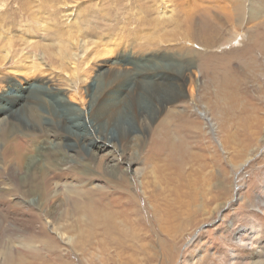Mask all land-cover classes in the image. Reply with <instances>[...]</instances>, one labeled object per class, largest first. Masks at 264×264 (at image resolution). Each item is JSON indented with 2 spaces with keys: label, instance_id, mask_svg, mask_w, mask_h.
<instances>
[{
  "label": "rangeland",
  "instance_id": "1",
  "mask_svg": "<svg viewBox=\"0 0 264 264\" xmlns=\"http://www.w3.org/2000/svg\"><path fill=\"white\" fill-rule=\"evenodd\" d=\"M237 7L242 8L243 13L241 10L240 14ZM105 10L109 12L105 13ZM239 14L240 21L234 20ZM81 21H85L84 25L81 23L82 29L90 28L93 31L92 34L83 35L85 41L93 42L95 49H98L94 62L90 60L88 63L91 65L88 78L92 79V82L89 79L86 83L88 90L105 87L102 77L96 79L101 69H113L115 65L119 69L138 65L140 70H158L163 66L165 70L175 67L178 72L188 67L193 91L186 85L179 102H176L179 106L174 103L175 106L165 109L147 98L140 99V106L138 104L136 109L132 110L131 105H126L124 116L115 120L119 125L110 123V129L104 127V123L99 126L103 132L107 131V138H92L97 147H103L101 150L96 144H79L78 135L89 133L94 136L95 133L88 120L83 123V117H80L87 103L86 96L74 99L66 94V102L59 103L54 95H44L46 90L37 84V73L30 74L29 78L20 74L23 72L6 71L1 57L8 59L10 55L17 56L27 50L39 53L76 52V47L71 43L81 38L82 33L75 29ZM195 23L202 25L201 30L206 26L203 23H209L215 37L207 40L191 37ZM5 42L11 46L6 51L5 48L0 51V79L5 77L10 85L16 83V95H22L17 100L13 96L0 98V162L3 160L2 132L9 127V123L26 124L20 116L23 112L20 107L30 94L32 98L35 97L37 111L44 117L41 120L43 128L60 131V119L66 118L68 121L65 132L68 141L61 150L65 152L63 160L68 170H56L64 178L56 183L62 186H66V183L77 185L78 190H74L76 194L73 195L81 200H86L89 189H99L101 194L97 197L105 198L104 204L110 206L111 211L133 210L125 199V193H131L142 209V217L140 213L133 215L127 212V218L116 214L118 220L130 225L118 230L127 233V246H103L97 240H107V236L99 232L93 245H85V249L79 250L88 234L84 230V222L76 223L72 216L55 218V223L78 224L76 229L46 233V241L49 238L52 240L48 247L60 251L63 260L71 264H247L249 259L242 255L240 246L249 245L236 241L237 230H240L239 234L252 230V237H258L254 239L253 246H264V0H0V44ZM117 42L120 43L119 48L115 45ZM84 50L86 48L81 47L78 51ZM108 51L114 53L107 55ZM156 57L161 59L159 64ZM137 71H132L134 79L137 78ZM39 95L44 96L47 102L37 100ZM30 106L32 108L34 104ZM169 110L174 112L169 120L173 138L169 137L178 142L176 147L181 143L186 149L182 162L196 189L197 203L188 208L173 201L174 195L167 193V189L174 186L168 183L171 176L167 175L166 164L163 165L162 160L147 162L144 158L147 148L151 146L154 130L167 124ZM136 116L141 121L147 119V125L137 122ZM180 116L185 117L184 122ZM178 117L179 121H176ZM125 129L142 141L139 144L136 142L141 157L137 158L133 167L129 159L135 141L129 143L126 159L122 160L120 155V146H124L120 134ZM179 129L183 130L180 132ZM12 133L11 138L28 147L29 151L34 152L37 148L36 141L33 145L27 143L29 138L34 139V135L23 138L17 131ZM162 134L163 131L159 135ZM38 135L42 137V134ZM49 139L52 140L50 147L58 149L57 140L50 136ZM111 145L119 147L115 149ZM112 151L115 153H111L110 158L107 153ZM31 154L30 151L25 163L36 160L37 155ZM113 156H117L119 161L120 168L116 170L121 172L128 169L127 182L123 178L122 184L117 183V187L115 181L121 173L111 172V166L115 163ZM6 160L10 161L9 156ZM131 168L138 169L140 173L143 171L148 182L147 191H152L153 186L157 190L164 189L161 197L158 196L159 200H171L173 203H169L172 217L168 218L170 221L164 223L163 228L157 222L151 224L149 216L152 209L142 193L140 179L133 173L134 170L131 172ZM72 187L69 189L75 188ZM4 188L7 189V198L6 202L0 201V214L7 217L9 224L19 226L18 218H28L25 212H15V193L21 196L23 190L14 186L8 177L0 176V192ZM48 196L41 198L43 207H46L45 201L50 200L48 207L56 202L58 204L59 200L62 202V194L49 200ZM31 199L37 197L32 196ZM61 204L62 210L66 209L64 203ZM181 210L182 215L177 217ZM4 225L5 222L0 224V243L3 244L4 253L10 248V252L21 250L24 259L20 258L21 264L54 262L55 254L46 253L44 244L35 239H41V236L34 235L36 237L31 238L35 240L29 242L30 234L15 229L3 233ZM112 235L121 237L118 232ZM33 246L38 251V261L29 254ZM260 260H264V257ZM4 261V254H0V262Z\"/></svg>",
  "mask_w": 264,
  "mask_h": 264
},
{
  "label": "bare ground",
  "instance_id": "2",
  "mask_svg": "<svg viewBox=\"0 0 264 264\" xmlns=\"http://www.w3.org/2000/svg\"><path fill=\"white\" fill-rule=\"evenodd\" d=\"M237 9L240 11V14H241V10L243 13L242 8L237 7ZM105 11H106L105 13L109 12V11L107 12V10ZM101 12L102 11H100V13ZM100 13L98 15L101 16ZM240 14H239V17H237V19L234 17V20L240 21L241 19ZM105 16L107 17V15ZM156 21L160 22V19H157ZM84 22L85 21H81L79 24H77L75 28L77 31L79 30L80 34L82 33V35H80L81 38H79L78 41H75L73 39L75 43L73 41H72L73 43L70 42L73 47L74 46L76 47L77 49L76 52L72 53V52L63 51L60 53H56V52L55 53L54 52L39 53L37 51L31 52L26 49L27 51H22L17 56L10 55L8 59L7 57H1L2 65L4 66L3 68L6 69V71L11 70L12 73L23 72L20 74H24L28 76L29 78H30V74L32 76V74L37 73V77L39 76V80H37L39 82L37 84H40L43 87V89L46 90L44 95H54L57 98V101L59 103L66 102V100H64V96L66 94H69L71 98H74V99H80L86 96L87 103H85L86 104L85 109L82 111V113L81 112L79 113H81L80 117H83L82 122L85 123V120L87 119L91 127H94L95 133H94V136H92L89 133H86L85 135H78L77 140L79 144L84 145V146H89L90 144H96L92 138L103 139V140L107 138V133H106L107 131L103 132L102 130H100L101 127L99 126L103 123H104V127H106L107 129H110V125H111L110 123H115V126H117L118 123L116 124L117 121L115 120L117 117L119 118L121 116H124L123 112L125 110L124 107L126 105L128 106L131 105V108L133 110L138 107V104L140 106V99L142 100L143 98H147L151 101L153 100L154 102H158L159 106H161V109H165V108H168L169 106L170 107L173 106L174 103H176L177 101L179 102V99L182 96L184 87L186 85L189 86L188 89L190 91L191 90L193 91L192 89L193 83H192V80L189 74L190 68L188 67L185 70L178 72L175 67L170 68L169 70H165L163 66L158 70L157 69L156 70H152V69L140 70V67L138 68V65L137 66L133 65L128 68L122 67L121 69H119L118 66L115 65L113 69L112 67L111 68L107 67V70L101 69L100 73L97 75V77L96 76L95 77L96 79L102 77L101 79L104 82L103 85L105 87L94 88L92 91L88 90V84L86 83L89 79L92 82V79L88 78L89 71L91 69V65H89L88 63L90 62V60L94 62L95 58L97 57L96 53H98L97 52L98 49L97 50L95 49L96 47L93 42H88L87 40L85 41L86 37H84L83 35L85 33L92 34L93 31L90 28L82 29L81 23H83L84 25ZM203 24H205L206 26L203 25L204 28L203 30H201L202 25H198L197 23L194 26L193 33H191L190 36L193 38H200L201 40L203 39L207 40V38L208 39L214 38L215 37L214 30L209 27V23H203ZM23 43L25 44L26 41H23ZM119 44L120 43L117 42L115 44L116 47ZM9 46H11V44H8L7 42H5V44L3 45L0 44V51L3 48H5V51H6ZM81 47L86 48V50L78 51ZM114 51H111V52L108 51L109 53L107 52L106 54L112 55ZM9 54L10 53H8V55ZM156 59H157L156 63L159 64L161 62V59L159 57H156ZM72 65L74 66L73 67L74 69H71ZM134 69L138 70L137 72H135V74L137 75L136 79H134L132 76L133 74L132 71H134ZM42 75L44 76L41 77ZM16 86H17L16 83L12 85L8 84L5 77L0 79V89L2 91L0 93V98H3V96L5 97L13 96L12 98L17 100V98L22 94H20L19 96L16 95L17 93L15 90L18 89V87ZM9 90H11V92H9ZM124 92H126V94H124ZM34 98H32L29 94L28 97L25 98V102L21 104L23 106L20 107V108H23V112L20 113V116L22 115V117L25 119L26 124L22 125L19 122H16V123L12 122V123H9L8 125L9 127L7 129H4L2 132L4 142L1 141V143L3 144V147L1 150V153H2L1 156L3 160L2 162H0L2 163L0 165V176L1 178H3L4 176L8 177L14 183V186L21 187V189L23 190L22 195L20 196V194L15 193L17 196L15 199L16 202H14L15 212H19V213L25 212L28 215V218H26V220H22L18 218V220L20 221V222L18 221L20 225L14 226V225L9 224L8 221H6L7 217L5 215L0 214V219L2 220L0 221V224H2L3 222L6 223V225L3 226V229H4L3 233H6L8 231L11 232L14 229L21 230V231L24 230L26 234L31 235L29 237V242H33L35 239H37L38 243L44 244L43 248L45 249L46 253L55 254L54 262H52V264H71V263L67 262L66 260H63L62 255L59 254L60 251L58 252L56 248L48 247L52 243V240L49 238L46 241L45 239L46 233H50V232L59 233L61 231H68L70 230V228L73 229L76 227V225H78V224L76 225L74 224L75 226H72L73 225L72 222L70 224L67 222H63L62 224L55 223L54 221L58 217L62 218L63 216H68V217L72 216L76 220V223H80L81 221L84 222L85 228L84 227L83 228L88 234H87V237L83 245L79 246L80 247L79 250H81V248L85 249V245H91V244L93 245L95 241L94 238L95 236H98L97 234L99 232H101L103 236H107V240H103V239L97 240L103 246H110V245L127 246V243L129 241L126 239L127 233L118 231V230L119 228L120 229L129 228L130 225L127 222L125 223V221L123 220L122 221L118 220V218L116 217V214L120 213L122 215H125L126 217L127 215L125 213H127L128 210L125 209L124 211H111L110 206H106V204H104L105 198L97 197L99 196V194H101L99 189H89L88 191H86V194H87L86 200H81L78 197L73 195V194H76V192L74 193L73 191L78 190V188H76L77 185L66 183V186H62V184L56 183L58 179L59 180L64 179L62 176H59L56 170H63V171L68 170V167H66V161L63 160V158L65 157L64 156L65 152L61 151L63 146L66 144V141H68V136L67 134H65L67 130V126H68V121L66 118L60 119V127H59L61 128L60 131H53L52 128H47V129L43 128L41 120L44 117L42 116V114H40L37 111L36 109L37 102L35 101ZM36 99L37 100L40 99V101L47 102V100L42 95H39V98L36 97ZM30 104H34V106L31 108ZM175 105L179 106V104L177 103ZM171 115L174 116V112L172 110H169L167 117H166L168 119L167 124L165 126L163 125L161 128L157 130H154V133L152 134V140H150L151 146L147 148L146 157L144 158H146L145 160L147 162L149 161L161 162L160 160H162L163 165L166 164L165 165L167 168L166 172L169 171V173L167 172V175L170 174L171 176L168 179L169 181L168 183L174 186L171 188L167 187L168 188L167 193L174 195V196L172 195L174 197L173 201H175L176 203L180 205H184L186 208H188L197 203L196 202L197 199L195 198L196 189H195V184L191 182L190 173L188 171H185L186 169L184 170V162H182L183 160L182 154L183 152L186 151V149L184 148V146H182L180 142H179L180 145L176 147L175 144L178 145V142L176 143L175 141H172V138H173L171 136L172 129L170 128L171 124L169 121L170 118L172 119ZM185 117H186V114H185ZM185 117H182V120L183 118L185 120ZM136 121L137 122L141 121L138 116H136ZM146 121L147 119L144 118L141 121V124L143 123L146 124ZM176 121H179V117L178 119H176ZM188 122H192V121H188ZM185 123L187 122L185 121ZM176 127L179 128L177 125ZM182 130L179 129L180 132ZM12 131L14 132L17 131L20 135L22 134L23 138L25 136L34 135V139L29 138L27 143L30 145H33L35 141L36 143H38L37 144L38 146L36 149H34V152L33 150H30L32 154L35 153V156L37 155L35 158L36 160L34 161L33 159L30 161L27 160L29 162L25 163L26 159L30 156V151L27 149L28 147L16 141L14 137L11 138V135L13 134ZM162 131H163V134L162 136H160L159 134H161ZM184 132H185V129H184ZM38 134H42V137H40ZM130 134L131 132L127 129L122 130V134H120V141L124 142V146H120V148L122 149L120 151V155L122 157V160L124 158L126 159L128 148L130 146L129 143L132 141H135V143L132 145L134 146L132 154L131 156L129 155L130 156L129 164L131 167H133L137 163V160H138L137 158L140 159L141 157L140 156L141 151L139 150V147L136 146V142H138L139 144L142 141H141V138L137 136L135 137L134 135H130ZM169 135L172 138H170ZM49 136L57 140L58 149L56 148V150H54L50 147V142L52 140L49 139ZM11 144L12 146H10ZM103 145H105V143H103ZM114 145H111L112 148L115 147V149L116 148L118 149L119 146L118 145L114 146ZM96 147H97V144H96ZM97 148L101 150V148L103 147L98 146ZM111 153L113 154L115 152L114 151L108 152L107 155L110 156L112 155ZM8 156L10 160L9 162H7L6 160ZM111 157L112 156H110V158ZM113 157H114L113 163L114 161L115 163L111 166V172L118 173L120 172V170H116L120 168L118 157L117 156H113ZM162 158L164 159V161ZM46 168H49V169L45 170ZM127 170L128 169L125 168L124 170L120 172L121 176H119L117 180L115 181L116 187H117V183L122 184L121 179L123 178H124L123 180H125L126 178V182H127L128 180ZM133 170L134 169L131 168V172ZM133 173L140 179V184L142 186V193L145 196V200L149 201L150 208L152 209V212H150V216H149L150 218L149 220L151 221V224H153V222H157L158 226L160 228H163L164 223H167L170 221L168 220V218L172 217L171 214L173 211L170 210V204H173V203L170 202L171 200H159L158 196L161 195L164 189L157 190L155 189L156 186H153L154 188H152V191H147L148 182L146 180V177L143 174V171L140 173L138 169H135ZM38 178H41L40 181L34 183V181L37 180ZM149 184H150V181H149ZM70 186H73L75 188L72 187L73 190H71L69 189ZM126 186L127 185H125V187ZM54 187L56 189H54ZM61 187L67 188V189L62 190ZM17 189H20V188H17ZM6 190L7 189L4 188L0 192V201L6 202V198H7ZM127 191H129V188L127 189ZM61 194H62V202L66 206V209L62 210L61 200H59L60 202L58 204L56 202L53 206L48 207L49 206L48 203L50 202L49 199L56 198L57 195H61ZM125 194H126L125 196L126 202L129 204V206L133 207V210H129V212H131L130 214L136 215L137 213H140V210L142 209L138 207L137 199L134 196H132L131 193H125ZM44 195H49L48 196L49 202L45 201L46 207H43V205L41 204L43 203V200L41 198H43ZM32 196L37 197V199L32 200L31 199ZM143 210H145L144 207H143ZM182 213H183L182 210L181 212H178L179 215L177 217L181 216ZM30 216H33V218ZM165 216L167 217V219L165 218ZM114 232L120 233L121 237L113 236L112 234ZM239 233H240V230H237V232H235L236 241H238L239 244L241 245H249V246H240L241 250H243L242 255H244L247 259H249L248 263L249 264H264V260H260L262 259V257H264V246H253V241L257 236L252 237L253 236L251 235L252 230L245 231L243 234H239ZM34 235L41 236V239L37 237L33 240L32 238L36 237ZM1 246H3V244L0 243V254H4L5 261L2 263L0 262V264H21V259H23L21 255L22 253L21 250H14L13 252H10V249H11L10 248L8 249V252L4 253L3 248ZM29 254L36 261L39 260L38 251L34 246L29 249ZM45 262L46 261H43L40 264H45Z\"/></svg>",
  "mask_w": 264,
  "mask_h": 264
}]
</instances>
